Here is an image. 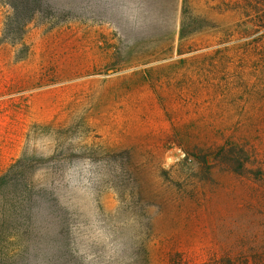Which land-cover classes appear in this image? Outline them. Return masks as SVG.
I'll list each match as a JSON object with an SVG mask.
<instances>
[{"label": "rangeland", "instance_id": "374dc122", "mask_svg": "<svg viewBox=\"0 0 264 264\" xmlns=\"http://www.w3.org/2000/svg\"><path fill=\"white\" fill-rule=\"evenodd\" d=\"M182 1L107 0L123 10L113 22L31 25L20 41L0 0L1 191L52 196L79 226L81 264H143L147 249L218 264L225 232L251 227L237 203L253 184L195 177L174 128L249 143L264 172V0H188L181 40Z\"/></svg>", "mask_w": 264, "mask_h": 264}, {"label": "trees", "instance_id": "16d2710c", "mask_svg": "<svg viewBox=\"0 0 264 264\" xmlns=\"http://www.w3.org/2000/svg\"><path fill=\"white\" fill-rule=\"evenodd\" d=\"M182 2L181 40L189 37V27H186L189 1ZM112 3L107 4V0H6L11 14L5 31L10 29L20 34L22 41L31 25L54 29L71 23L107 24L123 15L121 7ZM177 53L182 54L180 50ZM185 63L182 60L172 65L173 75ZM196 132L194 121L175 123L174 140L185 154V165L193 167V162L199 166L193 168L195 177L202 176L211 187H216L223 185V178L232 176L251 182L254 189L252 196H242L237 203L244 206L243 216L249 218L251 227L248 232L240 228L237 233L225 232L230 236L221 243L224 255H219L218 264H264V172L249 168L255 158L246 146L249 143L229 137L223 145L208 146L198 142ZM256 132L259 130H252V141L260 143L261 137H255ZM253 151L263 150L254 148ZM8 181L6 177L0 178V264H81L79 226L62 217L52 196L50 199L34 189L25 194L2 192V186ZM104 229L107 231V227ZM238 233L241 236L232 241V236ZM144 253L143 264H160L154 255H148V249Z\"/></svg>", "mask_w": 264, "mask_h": 264}]
</instances>
